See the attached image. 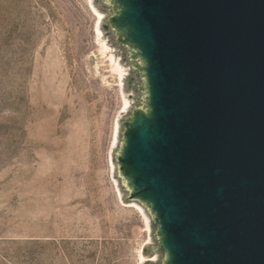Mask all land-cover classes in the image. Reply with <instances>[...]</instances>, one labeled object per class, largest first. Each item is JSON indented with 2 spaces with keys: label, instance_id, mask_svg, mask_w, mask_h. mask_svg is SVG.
<instances>
[{
  "label": "water",
  "instance_id": "water-1",
  "mask_svg": "<svg viewBox=\"0 0 264 264\" xmlns=\"http://www.w3.org/2000/svg\"><path fill=\"white\" fill-rule=\"evenodd\" d=\"M92 3L95 70L124 95L112 176L148 227L139 264H264V0Z\"/></svg>",
  "mask_w": 264,
  "mask_h": 264
},
{
  "label": "rangeland",
  "instance_id": "rangeland-1",
  "mask_svg": "<svg viewBox=\"0 0 264 264\" xmlns=\"http://www.w3.org/2000/svg\"><path fill=\"white\" fill-rule=\"evenodd\" d=\"M92 0H0V264H139L148 227L111 153L123 89Z\"/></svg>",
  "mask_w": 264,
  "mask_h": 264
},
{
  "label": "flooded vegetation",
  "instance_id": "flooded-vegetation-1",
  "mask_svg": "<svg viewBox=\"0 0 264 264\" xmlns=\"http://www.w3.org/2000/svg\"><path fill=\"white\" fill-rule=\"evenodd\" d=\"M125 129H126V124H125ZM124 142H125V137L123 138L122 147H121V150H120V155H122L121 152L124 151V148H123V146L125 145ZM118 160H119V159H118ZM123 165H124V169H125V168H126V164H125V162H122V164H121V162H120V168H121V166H123ZM121 171H122V169H121ZM122 174H123V173H122ZM123 177H124L125 181L127 182V184H130L129 176H128L127 174H124ZM140 195H141V197H138L137 199L140 200V201H142L143 203H145L147 206H149V203L146 201V199H143L142 194H140Z\"/></svg>",
  "mask_w": 264,
  "mask_h": 264
},
{
  "label": "bare ground",
  "instance_id": "bare-ground-1",
  "mask_svg": "<svg viewBox=\"0 0 264 264\" xmlns=\"http://www.w3.org/2000/svg\"><path fill=\"white\" fill-rule=\"evenodd\" d=\"M97 31L99 32V33H101V30L100 29H97ZM116 133V132H115ZM147 225V224H146Z\"/></svg>",
  "mask_w": 264,
  "mask_h": 264
}]
</instances>
